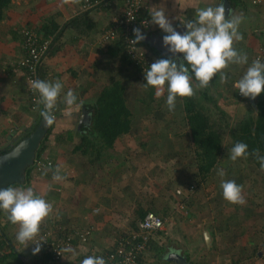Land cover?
Listing matches in <instances>:
<instances>
[{"label":"crops","instance_id":"0c3cea01","mask_svg":"<svg viewBox=\"0 0 264 264\" xmlns=\"http://www.w3.org/2000/svg\"><path fill=\"white\" fill-rule=\"evenodd\" d=\"M242 1L245 2L246 8L244 5L245 9L231 8V14L239 12L249 27L253 22L255 27H258L257 29L252 28L253 35H250L253 38L251 42L254 44L251 48L256 49L257 46L261 47L259 42L264 39V17L258 15L264 11V8L253 6L247 0ZM222 2L223 0H146L143 17L150 21L148 9L164 4L167 9L166 15L173 27L176 30L181 27L186 29L182 21L195 19L197 7L217 6ZM124 5L125 0H101L99 4L90 8L85 7V0H12L4 20L0 23V148L11 145L23 129L34 123L39 114V109L33 110L29 105L24 72L18 67V60L23 56L22 29L26 26H33L39 32V29L41 30L46 23L53 28L57 24L60 26L59 30L63 29L60 32L57 30L55 34L47 38L58 50L45 57L38 78L50 82L60 80L64 85L56 108L53 110L56 116L55 130L50 135L46 149L42 153V158L51 160L53 166L47 168L46 173L39 172L38 174L36 172L30 187L52 204L53 211L54 208H57L56 214L62 217L63 225H67L68 230L77 229L74 226L78 225H81L78 226V229L87 227L89 224L92 226L93 231L88 242L86 244L77 243L65 264H79L85 256L111 245L114 240L112 233L116 229H128L137 197L142 195L144 198L149 197V200L155 198L152 196L153 192L149 193L150 185L154 187L156 193L155 187L158 186L157 194L163 193H160L161 197H156L153 201L152 206L156 208L151 207V211L157 212L158 208L160 211L164 207L169 208L168 203L174 207L170 195L166 194L164 184L161 183V181L165 182L162 169L167 168V164L172 161V158L168 157L170 160H167L164 157L162 153L164 148H161L163 143H160L164 140L161 141V138L156 136L158 127L153 121V116L157 105L152 102L151 109L148 110L145 109V103L140 101L142 99L149 100L150 91L154 92L156 99L155 89L145 87L144 71L137 70L140 68L139 66L121 58V51L117 45L119 40L103 44L100 39L103 31L110 27L114 19L123 11ZM78 17L80 19H77ZM75 18L74 24L70 25V21ZM226 18H230V13ZM257 30L259 32H256ZM145 33L146 35L166 34L159 26L151 23L150 30ZM141 47L151 54L153 62L161 58H171L177 62L183 59V54L173 56L167 48L158 49L152 46L149 41H142ZM112 80H121L130 89L136 85L145 87L144 97L139 94V91L138 95L133 98L128 93L127 105L135 115V124L124 139L115 142V149L119 153L126 152L122 149L136 151L133 155H127L126 162L113 165L105 170L101 169L97 173H91L87 171L89 164L86 163L87 169L85 168L84 171V166L80 162L83 157L73 153V148L79 140L77 133L82 124H89L90 121L89 114L86 112L88 116L80 124L85 103L95 100L102 88ZM69 89L73 90L77 96L76 104L71 107L63 102L64 95ZM165 99L167 98L164 93L160 97V101H165ZM138 102L140 105H137ZM149 120L152 122L150 125L143 124V127L141 126L142 122ZM138 127L141 130H137ZM137 131L140 135L133 138V134ZM69 133H72V140L68 137ZM174 133L177 132L174 131ZM170 135L172 136L171 133ZM141 136H145L143 140L139 139ZM146 137L150 141L145 140ZM142 143H146V148L142 147ZM170 144L173 148H178L180 143L175 141ZM57 168L60 169V175L63 177L59 181L53 180V173ZM156 173L158 176L155 175ZM156 193L153 194L156 195ZM158 199L162 201L160 204ZM48 217L41 224L37 240H40L46 231L51 230L47 225ZM0 225L16 251L28 254V256H22L24 263H33V260L37 258L43 260L44 257H47L48 263L46 262V264H56L52 260V256L43 248L39 254L33 255L34 244H30L26 248V245L16 241L18 225H13L3 210L0 215ZM209 229L206 232L209 231L211 234V227ZM163 232L164 230L154 236L155 241L142 256L141 264H180L169 259L166 260L170 253L184 256L186 259L184 264H193V260L199 258L208 245L211 247V244L206 241L205 231L195 240L196 243H184L190 245L189 247L180 243L181 239L177 231L173 232V228L168 224L167 232L166 230ZM166 239H168L167 249L164 244ZM169 244H172L173 248L169 247ZM159 250L163 251L162 258L156 256ZM5 251L8 253L10 247ZM2 255L3 250L0 249V258ZM191 257L194 259L191 260ZM230 258L224 255L221 260L230 262ZM250 262L251 260H248V263ZM8 264H18V262L11 260ZM257 264H264V254L257 257Z\"/></svg>","mask_w":264,"mask_h":264},{"label":"trees","instance_id":"16d2710c","mask_svg":"<svg viewBox=\"0 0 264 264\" xmlns=\"http://www.w3.org/2000/svg\"><path fill=\"white\" fill-rule=\"evenodd\" d=\"M229 2L231 8H241V9L246 8V6L244 5L245 2L242 0H229ZM11 4H12V0H0V23L4 20L6 16V12L10 8ZM243 5L245 8L243 7ZM77 19H80V17H78ZM75 21L76 18L73 21H70V25L74 24ZM59 27L60 26L56 24L53 28L50 24L46 23L45 26L41 28V30L39 29L38 32L39 36L43 39H47L50 35L55 34L57 30H59ZM62 30L63 29H60L59 32ZM240 43L241 42H239V44ZM117 45L119 46L121 51V56H122L121 58L124 61H128L132 63L125 54V48L121 39L117 42ZM241 48L242 47H240V45L239 46L236 45L235 49L241 53H245L242 52L243 50ZM57 50L58 49L54 47V44H51L48 54L55 53ZM252 51L253 49L249 48L246 54L248 55L252 53ZM41 66L39 67V76H40ZM137 70L140 71L142 70V68L141 67L137 68ZM128 89L129 88L126 87L121 80H112L102 88V90L100 91L99 95L95 100L85 103L84 108L86 109V112L89 114L90 121L89 124L88 123L82 124L80 131L77 133L79 140L75 145V147L73 148V153L80 154L83 158H86V164H89L88 172L90 170L91 173H97L101 169L105 170L109 167H113V165L120 164L122 159H124V157L118 151H116L115 142L119 139L120 140L124 139V137L131 132L132 127L135 123V115L134 113H132L131 109L127 105V99L129 93ZM236 92L238 94V90ZM28 94H29V90H28ZM238 95L241 96L240 94ZM149 98H150L149 100H145V99L140 100L141 102L145 103L146 108L148 110L151 109L152 102L155 103L157 102V100L154 98V92L150 91ZM211 99L212 96L210 97L207 91H198V92H194V95H192L191 97H184V98L178 97L176 100V106L174 110H183L184 112L183 113L184 120L186 121L187 127L189 129L190 138H188V140L190 139L191 141L190 145L189 143L188 144L178 143L179 144L178 148L177 147L173 148L171 146L170 143L171 142L174 143L177 140V139L175 140L174 138L175 137L181 138L179 136H182V134L174 133L177 135L175 136L173 135V137L170 135V131L172 130L174 125L176 126V122L175 120L168 121L167 111L162 110V105L166 103V99L165 101L159 100V102L156 103L157 109L153 116V119L154 121H156V123H159L160 120L166 123L165 127L163 128L159 127L156 130V136L161 138L160 139L161 141L164 140L163 142H160L163 143L162 144L163 146H161V148H164V150L162 151L164 157L167 160H170L172 156L173 158H176V162L177 165L179 166V170H180V165L182 166V170H180L181 174H186L185 171H187L188 173V175L186 174V177L190 183L189 186L193 185L195 187L196 185V187L198 188H201L203 186V183L213 173L214 169L219 164L221 157L225 152L223 137L224 134L227 132L226 130L227 127L230 129L229 134L233 139L232 144L229 145L228 147L231 146L232 148L235 143L243 142L248 145L249 153L253 152L256 149H259L260 155L264 156V92H262L261 95L258 96L256 100L255 109L253 107H249V111L242 119L237 121L236 124H231L230 122H228L226 124V127L222 124H217L215 121L212 120L210 114V105L206 102L207 101L213 102L216 105L217 109L220 108L218 106L217 101ZM29 105L30 107L34 106L33 102L30 99V96H29ZM36 109H39V114L36 116L33 125L30 128L27 127L23 129L20 132V134L17 136V138L11 143V145L5 148H0V154L11 150L23 138H25L33 130L36 129V127L43 119V117L40 114L41 111L44 110L43 105L39 103L38 108ZM52 114L55 116L54 113ZM55 126H56V116L53 123L49 125L48 132L45 138L43 139L40 148L37 151L36 161L42 158V153L46 149L50 135L54 133ZM68 137L69 139L72 140L73 139L72 133H69ZM145 145L146 143H142L143 148H146ZM191 153L193 154V159ZM189 156H191V163H189L190 160L188 158ZM245 159L248 162L254 163L256 167L260 168V162L254 156L249 155ZM36 161L33 166L27 169L25 182L20 184H12L9 185V187L19 186V187L28 188L31 185L32 177L34 175L35 170L41 173H46V169L53 166L52 163L51 166L42 170H38ZM192 170L194 171V173H192ZM241 183L243 182H240L239 185H241ZM189 197L182 198V200L185 201V199ZM146 205L147 207L150 206V208H147ZM152 205H153V201L149 199L145 200V203L142 202H140V204L137 203L135 205L137 206V208L135 209V212H133L134 213L133 218L129 221L128 224L129 225L127 229L128 232L126 230L116 229L112 233V236L114 237L112 244L109 245L108 247H104L101 251L99 250L90 255L102 256L106 261L108 253L115 252L116 248H118L121 242L124 241L126 242L128 239H131V235L133 233L141 231L140 223L145 218L148 212H154L160 215V213L154 210L151 211ZM168 210H169L168 208L164 207L162 209V212L166 213ZM254 213L256 212L254 211L253 213H251L250 208L248 207L246 208L245 206H243L241 211H237L235 215H231L229 216V218L232 220V222H235L239 225L241 224V222L248 221L252 216V214ZM1 214H2V210H0V215ZM232 222L228 224L231 225ZM210 227L212 228V226ZM229 228L230 227L227 226L226 224V226L222 228L219 234H222ZM56 229L58 231V234L61 237H65V238L71 232H76L75 229L72 230H68L67 228H62V229L56 228ZM159 232L162 231H156L150 234L151 236L148 241L147 249L143 252V254L140 257L141 261H142L141 258L144 255V253L148 250V248L152 246V243L155 241L154 236L157 235ZM262 232H264L263 229ZM216 235H217L216 230L212 229L211 236L214 239H216L217 238ZM79 238L80 236L72 240L74 245L79 243ZM9 247H10V251L7 253L5 249ZM244 248L245 247H239L238 254L236 255V253H233L230 256L233 261V264H238L243 260L242 254H244L243 253ZM0 249L3 250V255L0 258V264H8L11 260L18 262V264H46L47 262L46 261L47 257L46 258L44 257L43 260L37 258L36 260H33V263H24L22 261V256H28V254H22L16 251V249L11 244L10 239L7 237L1 225H0ZM250 251L251 252H249L248 255H245L247 259H253L259 256L258 246H253L252 249H250ZM49 255L52 256L53 254L49 253ZM156 256H158V258H162L163 251L159 250L158 253H156Z\"/></svg>","mask_w":264,"mask_h":264},{"label":"clouds","instance_id":"9594fccd","mask_svg":"<svg viewBox=\"0 0 264 264\" xmlns=\"http://www.w3.org/2000/svg\"><path fill=\"white\" fill-rule=\"evenodd\" d=\"M164 4L152 6L148 9L151 20H144V27L149 23L157 25L166 33L163 36V44L173 56L183 54V59H157L148 69H144L145 87L155 89L157 98L167 91L166 103L168 109L174 110L178 97H191L194 95L192 81L198 82L199 88H207L214 77L219 75L222 83H226L228 76L224 72L229 65H246L248 56L234 48V43L243 39L239 32V26L243 18L233 16L226 18V8L223 3L217 6L196 8L195 19L182 21L187 31L182 35L172 25L166 15ZM134 19V18H130ZM135 39L130 43L136 45L146 39L140 28H134ZM28 87L39 94V103L43 105L41 116L47 125H51L55 119L52 114L56 108L57 100L61 95L64 85L60 80L55 82L36 79L28 82ZM234 87L239 94L255 100L264 92V62L257 58L247 67L243 76L235 82ZM68 107L77 102L74 91L69 89L64 95L63 101ZM27 148V143L19 145L10 158L21 154ZM229 158L236 161L239 158L254 156L260 162V170L264 171V156L260 155L259 149L249 153L248 145L237 142L228 152ZM218 175L223 177V169L218 170ZM63 179L60 169L53 173V180ZM220 187L223 198L232 204L246 203L243 197V189L234 180H222ZM0 210L7 214V219L18 225L16 241L26 248L34 244L33 255L39 254L42 249V239L37 240L42 222L53 211L51 203L43 196L38 195L33 188L7 187L0 189ZM81 264H106L102 256L89 255L81 261Z\"/></svg>","mask_w":264,"mask_h":264},{"label":"rangeland","instance_id":"374dc122","mask_svg":"<svg viewBox=\"0 0 264 264\" xmlns=\"http://www.w3.org/2000/svg\"><path fill=\"white\" fill-rule=\"evenodd\" d=\"M233 15L242 17L239 12L234 13ZM258 15L264 17V11L260 12V14ZM252 24L251 27H249V25H247V23L242 20V23L239 26V32L242 34L243 39L234 43L235 48L236 45H240V47H242L241 49L243 50L242 52L245 53L248 52L251 46H254V44L251 42L253 38L250 35H253V29H257L258 27H255L254 22ZM242 29H244L243 31H246L243 32ZM256 32H259V30H257ZM244 34H246V36H244ZM247 34H249V36H247ZM239 42L241 43L239 44ZM262 42L264 43V39L262 41L260 40V46L263 45ZM259 49L260 47L257 46L256 49H253L252 53L247 55L248 64H233L229 65V67L224 70V72L228 76V80L226 83H222L219 79V75H217V77H214V79L211 81L207 88L201 89L198 86V82L193 79L192 86L194 88V92L207 91L208 95H210V97L212 96L211 100L217 101L220 109H217L216 105L213 102L205 101L210 105V114L212 120L215 121L217 124H222L225 127L228 122H230L231 124H236L237 121L242 119L247 114V112L249 111V107H253L254 109L256 108V100L258 97L253 100L251 98H246L242 95L239 96V92L237 94V90L234 87V84L243 76L247 67L252 63V61L255 60L254 57L256 56ZM262 62H264V60ZM144 88H142V86L139 87L137 85L131 89L129 87V96H132L131 98H133L134 96L136 97L139 91V94L144 97V94L146 93ZM165 97L167 98V91L165 92ZM156 100V103H158L160 97L156 98ZM137 105H140V103L138 102ZM140 107L142 109V106ZM167 107V103L162 105V110L167 111L168 121L175 120L176 122V126L174 125L170 133L172 134V136L174 135V131H176L178 134H182V136H179L181 138L175 137L174 139H177V143H189L190 145L191 141L190 139L188 140V138H190V135L187 123L184 120V112L181 110L170 111ZM31 108L33 109V107ZM150 123H152L150 120L144 121L142 122L141 126L143 127V124L147 126L150 125ZM155 124L158 128H163L166 126V123L161 120L159 121V123H156L155 121ZM31 126H29L28 128H30ZM138 129L141 130L139 127L137 128V130ZM226 130L227 132L224 134L223 137L225 152L221 157L219 164L216 166L213 173L208 177V179L203 183V186L201 188H198L195 185L193 193L190 192L189 189L190 183L186 177V174L188 175L187 171H185L186 174H181L180 170H182V166L180 165L179 170V166L177 165L175 158L172 157V161L167 164V168L162 169V176L165 182L161 181V183L164 184L166 194L170 195L169 197L171 198L174 207H172L168 203L169 208H167L169 210L166 213H161L162 211H160L158 207L157 212L160 213V216L163 217V219L165 220L166 226L168 224L169 227L173 228V232H175V230L177 231L179 238L181 239L180 243H196L195 240L199 238V235H202V232L204 231L206 233V230H208L210 226H212L211 230L214 229L217 233L216 239H214L213 237L211 238V241L209 243L211 244V247L208 245V248L200 255L199 258L194 259L193 257V260L191 257V260H193L194 262L193 264H232L230 256L233 253H236L237 255L239 252V247H245L246 249L244 248V254H242L243 260L238 264H257V257L261 256V254H264V232H262V229L264 230V171H261L259 167H256L254 163L248 162L245 158H239L236 161H232L229 158L228 152L230 151L231 146H228L232 144L233 139L229 134L230 129L227 127ZM138 134L139 133L137 131L135 134H133V138H137ZM144 137L145 136H141L139 137V139L143 140ZM145 140H148V138L146 137ZM152 141L153 139L151 138V142ZM132 142H134V139H132ZM122 151L126 152H120V154L124 157L121 162H126L128 160L127 155H133L136 150L122 149ZM191 155L193 159V154L191 153ZM188 158L190 159L189 163H191V156H189ZM42 159L44 161H48L44 158ZM85 161L86 158H83L80 161L82 163V166H84V171L87 167ZM219 169L224 170L225 176L221 177L218 175ZM36 172L39 174V172L35 170L34 175ZM192 173H194L193 170ZM155 175L158 176V173H156ZM222 180H234L238 185L240 182H243L241 183L243 189L242 194L246 203L240 205L232 204L226 201L223 198V194H221L223 193L222 188L220 187ZM157 188L158 186L156 185L155 189L158 193ZM180 191L182 193H180ZM152 192L156 193L154 192V187H151L150 185L149 193L151 194ZM153 193L152 196H155V198L152 199V201H155L156 197H161V194H163L162 192H160L161 194L156 193V195ZM186 197L189 198L185 199V201L182 200V198ZM148 198L149 197L144 198V196L141 195L137 197V200L135 202L136 204H140V202L145 203V200H147ZM157 201L159 204L162 202L160 199H158ZM58 204L60 205V203ZM243 206H245L246 208H250L251 213H253L254 211L256 213L252 214L250 219H247L248 221L241 222V224L238 225L237 223L232 222L229 216L235 215L237 211H241ZM136 208L137 206L133 208V212H135ZM147 208H150V206H148ZM57 211V208H54L53 214L48 217L49 220L47 223L49 228L52 230L51 232H54L55 234L58 233L56 228L68 227L65 224V226L63 225L62 217H60L59 214H56ZM94 212L97 211L94 210ZM230 222H232L231 225L228 224ZM226 224L230 228L222 234H219L222 228L226 226ZM78 226H74L77 227V231L82 233L85 232L88 228H90L92 234L93 229L91 228V224L81 229H78ZM165 230L167 232V227ZM126 231L128 232V230ZM168 237L170 236L168 235ZM79 242H81L80 238ZM167 242L168 239H166V242H164L165 247ZM169 245V247L173 248L172 244ZM253 246H258L259 256L253 259H247L245 255H248V253L251 252L250 249H252ZM165 249H167V247ZM224 255H227L230 258V262H223L221 260ZM248 260H251V262L248 263Z\"/></svg>","mask_w":264,"mask_h":264},{"label":"built area","instance_id":"2783aa9c","mask_svg":"<svg viewBox=\"0 0 264 264\" xmlns=\"http://www.w3.org/2000/svg\"><path fill=\"white\" fill-rule=\"evenodd\" d=\"M247 1L253 6L264 8V0ZM100 2L101 0H85V7L90 8ZM145 5L146 0H125L123 11L114 19L112 25L103 31L100 38L103 44H109L121 39L125 48V54L129 60L135 65L140 66L143 71L144 69H148L153 63L151 54L141 47L140 43L133 45L130 43V40L135 39L133 33L134 28H140L143 34L150 30V23L146 28L142 23L144 20H148L146 17H143ZM22 35L23 56L18 60V67L24 71V78L27 89L29 90V96L34 104L33 108L36 109L40 97L37 92H34L28 87V82L39 78V67L48 55L51 41L41 38L38 31L33 26L24 27L22 29ZM257 58L261 59V61L264 60V43L254 57V59ZM36 162L38 170L45 169L52 164L51 161H44L42 158ZM194 188L195 187L191 185L190 192H193ZM180 193L182 192L180 191ZM140 227L141 231L133 234L131 233V239H128L126 242H121L115 252L107 254L106 264H141L140 257L147 249L148 241L151 236L150 234L156 231H163L167 226L163 217L154 212H148L141 221ZM51 231L52 230L46 231L41 238L44 241L42 242V248L46 250L47 253L53 254L52 260L55 261L56 264H65L67 258L71 256L75 248L72 242L73 239L80 236V241L87 243L91 234V229L89 228L82 233L77 230L76 232H71L65 238ZM79 264H81V262Z\"/></svg>","mask_w":264,"mask_h":264},{"label":"water","instance_id":"95a60500","mask_svg":"<svg viewBox=\"0 0 264 264\" xmlns=\"http://www.w3.org/2000/svg\"><path fill=\"white\" fill-rule=\"evenodd\" d=\"M226 8V17L229 15V11L231 10V5L229 0H223L222 2ZM182 35L186 32L184 27L177 29ZM146 39L143 41H149L152 46L161 49L166 48L163 44V36L157 35V33L152 35H146ZM87 113L84 109L83 118L81 119L80 124L84 122ZM49 129V125L46 124L44 118L29 135L23 138L17 145H15L11 150L0 154V189L7 188L12 184H20L25 182L26 179V171L29 167L33 166L35 163L37 151L41 146L43 139L45 138ZM27 143V148L24 149L21 154L14 158H10V154L14 152V150L21 145L22 143ZM205 238L207 243L209 244L211 241V234L209 232L205 233ZM167 259L175 261L180 264H184L186 262L185 257L177 253H170ZM26 262V261H25Z\"/></svg>","mask_w":264,"mask_h":264}]
</instances>
